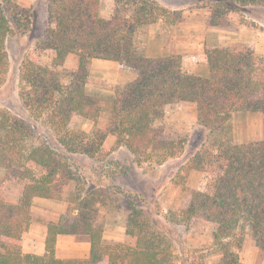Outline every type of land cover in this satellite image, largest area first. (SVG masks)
Wrapping results in <instances>:
<instances>
[{"label":"trees","instance_id":"obj_1","mask_svg":"<svg viewBox=\"0 0 264 264\" xmlns=\"http://www.w3.org/2000/svg\"><path fill=\"white\" fill-rule=\"evenodd\" d=\"M44 2L46 29L37 45L39 55L36 60L25 58L18 76L24 108L45 115L52 137L33 143L28 123L0 109V264H191L151 227L134 205L139 196L128 192H123L128 203L126 241H104L96 207L102 201L92 191L69 201L74 215L47 223L45 254H24L21 247L33 200L62 199L73 180L63 155L99 160L102 145L112 136L138 166L161 165L180 156L187 135L155 124L175 103L194 104L198 123L209 132L227 126L234 112L261 115L259 141L203 148L179 169L176 185H184L188 173L196 170L202 174L203 189L186 191L181 209L170 219L185 227L210 224L219 264H241L239 252L247 234L264 256V58L250 46L205 45L208 75H192L184 71L180 55L148 57L136 48L140 27L166 20L167 11L151 0H114L108 18L101 15V0ZM251 7L264 8V0H213L209 26L218 28L224 17ZM29 20V9L0 0V85L8 72L5 41L14 32H25ZM93 60L118 63L135 78L110 96L89 94L85 85ZM103 114L107 123L98 128ZM72 117L91 122V131L72 130ZM60 234L87 237L89 257L55 258Z\"/></svg>","mask_w":264,"mask_h":264},{"label":"rangeland","instance_id":"obj_2","mask_svg":"<svg viewBox=\"0 0 264 264\" xmlns=\"http://www.w3.org/2000/svg\"><path fill=\"white\" fill-rule=\"evenodd\" d=\"M151 1L167 13L166 20L140 27L135 33V46L144 55H180L185 72L203 77V47L222 46L227 42L224 38L226 30H238L237 27L245 25V22H253L257 25L253 28L256 31L254 50L256 56L264 58V8L251 7L231 13L235 16L236 27L228 21L232 17L229 14L221 20L220 27L212 28L209 26V7L213 0ZM114 6V0H101L102 17H110ZM4 11L10 18L7 7H4ZM29 13L27 30L14 32L5 41L9 63L5 82L0 85V109L24 119L31 128L33 143H40L47 142L52 137L51 128L47 126L44 114L24 108L20 98L21 84L18 74L25 58L36 60L39 55L37 45L44 38L46 29L44 0H39L35 8L29 9ZM221 36L223 38H220ZM232 45L244 47L241 44ZM58 73H62L66 81L64 73ZM134 78V72L118 63L93 60L90 63V74L85 89L89 94L110 96L116 88L123 87ZM247 115L248 118L245 117ZM106 123L107 116L103 114L96 126L103 128ZM155 124L169 131H182L187 135L180 156L167 159L161 165L148 162L138 166L125 148L116 145L112 136H108L102 145L99 160L81 155H63L71 167L73 180L69 182L62 199L49 200V204H43L45 206H42L41 200L35 199L38 202L32 203L30 223L36 220L47 224L56 222L63 215H74L75 212L68 210L69 201L76 196L83 198L96 191L99 194V202L102 201L97 203L96 207L99 220L104 226V241L123 242L126 241L124 228L128 214V203L123 192H128L139 196V201H134V205L142 211L151 227L160 232L177 252L184 253L183 256L188 257L191 264H219L220 256L212 240L213 227L210 224L196 222L190 224V227H185L170 219L181 209L186 191L203 189L202 174L191 170L184 185H176L174 178L179 169L203 148L211 151L220 143L251 142L255 139V133L261 129V115L253 112H234L227 126L209 132L198 123L194 104L175 103L165 108L164 118ZM92 125L79 117H72L69 122L72 130L83 133H89ZM42 211H53L55 214H46L50 217L44 218L40 216ZM239 260L241 264L264 262L263 254L258 251L248 234L243 237Z\"/></svg>","mask_w":264,"mask_h":264},{"label":"crops","instance_id":"obj_3","mask_svg":"<svg viewBox=\"0 0 264 264\" xmlns=\"http://www.w3.org/2000/svg\"><path fill=\"white\" fill-rule=\"evenodd\" d=\"M13 2L22 8L32 10L33 8H35L39 0H13ZM231 16L232 17H230V20L228 19V21H230L234 27L235 25H237L235 16H233L232 14ZM237 28L238 30L229 29L225 31L226 36L224 38L227 39V42L223 43L222 46H234L232 44H241L244 46H250L254 50V48L256 47L255 46L256 43H254L255 42L254 39L256 38L255 29L246 25ZM220 38H223V36H221ZM203 66H204L203 77H206L208 75V68H207L205 56H203ZM238 112H246V111H238ZM248 116L249 115L245 117L248 118ZM250 116H255V115H250ZM254 136L255 139H253L251 142L259 141L261 139V129H259ZM37 200H41L42 206H45L43 204H49V200L40 199V198H37ZM37 200L34 199L33 202L36 204V202H38ZM32 213H33V209H31V214ZM40 214L41 217L46 218V217H50L47 216L46 214L54 216L55 213H53V211H42ZM52 216L51 218L54 220L55 218ZM46 226L47 224L43 223L42 221H36V220L32 221V224L31 223L29 224L27 231H25L22 234L21 247H22V252L24 254H33V255L45 254V239L47 235ZM89 248H90L89 241L85 236L60 234L57 235L56 237L55 246H54V256L57 259L85 260L89 257Z\"/></svg>","mask_w":264,"mask_h":264}]
</instances>
